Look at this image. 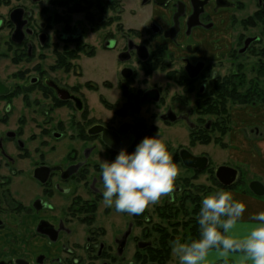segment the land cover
Returning a JSON list of instances; mask_svg holds the SVG:
<instances>
[{
    "label": "flooded vegetation",
    "instance_id": "1",
    "mask_svg": "<svg viewBox=\"0 0 264 264\" xmlns=\"http://www.w3.org/2000/svg\"><path fill=\"white\" fill-rule=\"evenodd\" d=\"M5 2L2 5L14 6L8 20L0 19V33L10 31L6 44L16 48L15 60L46 61L37 52L52 46L54 64L49 70L38 64L20 73L27 84L17 90L0 80V264H131V243L135 254L152 248V242L132 241L130 214L103 208L97 177L101 161L114 159L121 149L132 152L144 137L156 134L168 145L184 176L178 177L181 185L177 184L175 200L163 197L166 200L155 209L164 222L155 229L162 237L186 233L202 196L211 193L209 185L198 183L201 176H211L206 149L212 145L211 137L219 138L218 116L211 121L209 107L217 98H225L228 88L247 96L260 91L249 105L232 104L224 144L236 116L264 107V87L257 85L264 80L259 74L264 59L255 66V80L249 78L244 60L248 53L264 56V0ZM136 2L138 9L130 10ZM247 11L239 24L249 35L242 33L234 40L231 26L237 18L233 16ZM247 40L253 41L242 54ZM243 76L242 86L237 80ZM37 108L41 121L30 115ZM49 109L59 111L57 124L50 120ZM65 122L75 132L69 139L76 146L61 153L57 145L66 138ZM256 131L264 136V130L245 129L247 134ZM186 153L197 159L195 167L185 165ZM204 159L207 165L201 169ZM223 166L238 171L231 187L216 177ZM219 167L213 168L216 181L212 179L211 187L233 192L243 183L240 169ZM112 211L122 222L111 221L107 227L103 220ZM132 216L140 219L145 211ZM76 224L86 229L83 243H70ZM29 242L34 250L43 242L51 247L46 253L32 254ZM144 244L149 246L141 247ZM51 248H59L57 254Z\"/></svg>",
    "mask_w": 264,
    "mask_h": 264
},
{
    "label": "clouds",
    "instance_id": "2",
    "mask_svg": "<svg viewBox=\"0 0 264 264\" xmlns=\"http://www.w3.org/2000/svg\"><path fill=\"white\" fill-rule=\"evenodd\" d=\"M180 169L168 145L159 134L144 137L129 152L121 149L114 159L100 162L97 182L102 186L103 204L117 213L142 214L162 197L175 200ZM247 204L224 189L203 195L196 216L199 238L170 241L178 264H210L209 255L217 250L226 259L242 253L247 264H264V211L253 213L248 231H238Z\"/></svg>",
    "mask_w": 264,
    "mask_h": 264
},
{
    "label": "rangeland",
    "instance_id": "3",
    "mask_svg": "<svg viewBox=\"0 0 264 264\" xmlns=\"http://www.w3.org/2000/svg\"><path fill=\"white\" fill-rule=\"evenodd\" d=\"M13 6H14V4H12V3H11V6H4V5L0 6V19L1 20L6 21V20L9 19V13H10V10H11V8ZM132 9H138V3L137 2H136V6H130V10H132ZM237 15L233 16L234 19H235V17L237 18V22L234 23L233 26H231V30H232V32L234 34V40H236L237 37L240 34H242V33H246L245 36L249 35L248 32H244L241 29V26L239 24L240 19L247 17L249 15V12L247 11L246 13L241 14V17L237 16ZM134 22L135 21H133V23ZM0 36H1V43H0V80H4L7 83V85L15 87L16 90H17V88L19 86H24V85L27 84L26 78L25 77H21L19 75L20 73L26 72L27 70L31 71V69L36 67L38 64H40L44 69L49 70V67L54 64L53 63L54 61H53V58H52V51H53V49H52L53 47L52 46L49 49L45 50V51L38 50V52H37L36 56H45V58L47 59L46 61H43L42 59L37 57L31 63L26 62V59L21 60V62L19 63L18 60H15V58H14V53L16 52V48H11V47H9V44H6L9 41V39H10V31L6 28V29H4V32L0 33ZM228 49H229V47H228ZM18 51H21V50L19 49ZM246 56L247 57H244L245 58L244 60L248 64V69H247L248 76H249V78H254V77L257 76L254 73V70L257 69L255 66L256 65L260 66L261 63H262L263 58H254V57H252L254 55L251 54V53H248ZM251 67H253V69H252L253 71L252 72H250ZM32 75H33V73L31 75H29L28 77H30ZM22 79H24V80H22ZM254 80H255V78H254ZM257 85L258 86L261 85L262 87H264V80L260 81L259 83H257ZM19 105L21 106L20 102H19ZM32 111L33 112H31V114H30L31 116H36L37 118L39 117L40 121L43 119L42 118L43 117L42 116V112H41L40 108H37V109L32 110ZM49 111H50V109H49ZM2 112H0V118L3 117V113ZM59 114H60L59 111L55 112V111L51 110L50 111V118H52V119H50V120L56 122V124H57V122L60 120V115ZM68 116H70V113H68ZM262 116H264V115H262ZM215 119L216 118H214V117L210 118L211 121H215ZM45 120H48V119H45ZM262 120H264V118ZM64 124H66V129L63 132H64V135L66 136V138L61 139V142L57 145V147L59 149H61V153L67 151L68 148H73V147L76 146L75 145L76 142H71L70 139H69L71 133L75 134L74 130H72V128H69L70 126L66 122ZM9 128H10V126H9ZM13 129L14 128L12 127L11 130H13ZM30 132L32 134L34 131L33 132L30 131ZM212 138H214V136ZM225 140L222 139V142H225ZM51 145H53V143H51ZM214 145H218V144H216L215 142H212V145H210L206 149V154L209 155V157H210V159L212 161L211 162L212 169H209L211 171L210 172L211 176L209 175L210 176L209 179L206 178L207 176H201L199 178V182L198 183L199 184L209 185V187H210L209 189H211L212 192L215 191V189H213V187H211L212 179H214L213 175H215L214 172H213L214 171L213 168H217L219 166H222L223 164L224 165H228V166L231 165V166H235L237 169H240V171L242 172L241 177H242V181H243V183L240 184L239 186H237L235 189H233V191H236L239 194H243L244 193L247 196H251V195L253 196V194L251 193V190H250V184L252 182H260V183L263 184V182H261V177L258 176V175H255V174L251 175L247 171L246 167L239 166V165L235 164L234 162H232L231 160H229L227 153L223 152L220 149V147L214 146ZM182 174H180V175H182ZM182 176H184V175H182ZM177 184H180L179 181H177ZM162 198H161V201L159 203H157L156 205H154V206H152V207H150V208L145 210V216L144 217L142 216L140 219L134 220L132 215L129 216V223L134 225L133 226L134 230H133V235H132V238H133L132 241L137 239V241H139V242L140 241L148 242V243L152 242L151 243V244H153L152 248L160 249V245H161L160 237L161 236H160V234H158L156 232L155 226L159 225L160 223L163 224L164 222H162L158 218V216H157L158 213H157V210L155 211V209H157V207H159V205L166 200L165 199L166 197L163 198V199ZM254 198L257 200V203L254 204V206L250 207L249 210H255L256 213H258L259 211L257 210L256 205L259 202L262 205V207H264V196L263 197L255 196ZM105 207L106 206L104 205L103 208H105ZM102 210H103V212L105 211L104 209H102ZM251 214H253V213H251ZM111 216L108 218V220H106V221L103 220V222L106 224L107 227L109 226V223H111V221L121 224L122 219L118 217V214H116V213H114L112 211ZM145 217L146 218L149 217V220H151V221L146 223L147 219H145ZM182 217L183 216L180 215L178 219L182 220ZM250 223L251 222H243V223H240V224H244V225H239V226H247V227H249ZM74 228H75V232H74L75 235L72 237V239H70V243L76 242V241L83 243V239H84V235H83L84 231L83 230H86V229L83 226H78L77 224L74 225ZM162 228L163 229H167L168 234H170V232H172V230H170L169 227H162ZM192 228H193V226H190L188 229H186V233L181 231L180 233L175 234L174 238L176 239L177 237H179V238H181L183 240L195 239L194 236H193ZM146 229L148 231L145 234L144 230H146ZM169 237H171V236L169 235ZM26 245H27V249L32 251V254H34L36 252H44V253H46L48 251V249H50V247H51L48 244V242H47V244L43 242L40 245V247L38 248L39 250H34L35 246L31 242H29L28 244L26 243ZM66 245H67L66 246L67 248H70L69 246H71V244H66ZM135 247H136L135 243L134 244L131 243L130 247H129V258H130L131 264H139V263H137V261L135 260V257H134V255L136 253ZM166 248L171 249L170 242L167 243ZM57 249L59 250V248H57ZM58 250H53V248H51L52 254H57ZM217 252H219V251H217ZM141 253H145V252H141ZM61 255H62V250H61ZM231 255L240 256V257L243 256V254L239 253V252L232 253ZM166 264H178V260H177V258L173 257L172 252H171V258ZM215 264H217V263H215Z\"/></svg>",
    "mask_w": 264,
    "mask_h": 264
},
{
    "label": "crops",
    "instance_id": "4",
    "mask_svg": "<svg viewBox=\"0 0 264 264\" xmlns=\"http://www.w3.org/2000/svg\"><path fill=\"white\" fill-rule=\"evenodd\" d=\"M264 107H260L255 111L248 112L246 115L236 116V125L230 136L226 141L227 149L225 152L228 155L229 160L239 166H244L247 171L252 175H258L261 177V182L264 184V136H261L257 131L252 134L245 133V129L257 128L259 131L264 130ZM263 110V111H262ZM239 200L244 201L247 204L245 216L240 223L251 222V213H256L255 210H249L250 207L257 203L254 198L255 195L247 196L246 194H239L236 191L232 192ZM257 210L264 211V207L258 202L256 205ZM244 225V224H240ZM238 231L241 234H245L248 231L247 226H239ZM225 257L221 255L217 250L210 252L209 261L210 264H224ZM228 264H247L245 259L240 256L230 255L228 258Z\"/></svg>",
    "mask_w": 264,
    "mask_h": 264
},
{
    "label": "trees",
    "instance_id": "5",
    "mask_svg": "<svg viewBox=\"0 0 264 264\" xmlns=\"http://www.w3.org/2000/svg\"><path fill=\"white\" fill-rule=\"evenodd\" d=\"M5 0H0V6L2 4H5ZM248 25V24H247ZM264 59V56L262 57ZM259 74H261L262 76H264V65L261 67ZM245 76H243L240 80H237V82L239 81V85H244L245 84ZM258 99V97H260V91L256 90L255 92H251L249 93V95H241L237 93V89L236 90H230L229 88L226 89L225 91V98L220 97L217 98L214 102V104H211V106L209 107L210 109V117L212 116H218V119L216 120V131L219 133V138H210L208 143H212L215 142L216 144H220L221 147L223 148H227L226 144H224L222 142V139H224V137L229 133L230 130V123H231V119H230V107H232V104H241V105H249L251 104L253 101H256V98ZM219 120H222L221 122H219ZM214 181L215 178L213 179ZM219 185V184H218ZM214 189V188H213ZM224 189L226 191H229L227 188H221L219 186L218 189ZM209 192H212V190L210 189ZM193 236L194 238H199V225L197 223L196 219H193ZM163 238V241L161 242L160 245V249H154V248H147L144 252L145 253H141L138 252L137 254H135V260L137 261V263L139 264H166L170 258H171V249L166 248L167 243L174 240L175 238L172 237L170 238L168 235L164 236V237H160ZM165 240V241H164Z\"/></svg>",
    "mask_w": 264,
    "mask_h": 264
},
{
    "label": "water",
    "instance_id": "6",
    "mask_svg": "<svg viewBox=\"0 0 264 264\" xmlns=\"http://www.w3.org/2000/svg\"><path fill=\"white\" fill-rule=\"evenodd\" d=\"M253 40H247L245 44V48L241 51V53H246L248 50L250 44L252 43ZM3 88V86L0 84V90ZM194 160H197L195 157L190 155L189 153H186L183 155V161L187 167H195L193 162ZM205 160V159H204ZM207 165V161L205 160L202 166L200 167L201 169H204ZM216 177L218 181L225 187H231L234 185L238 179V171L230 168V167H219L216 170ZM250 190L253 192L254 195L257 197H263L264 196V185L261 184L260 182H253L250 185ZM52 241H55V239H52ZM149 244H144L141 245L143 248H147ZM17 264H25L21 262H17Z\"/></svg>",
    "mask_w": 264,
    "mask_h": 264
}]
</instances>
